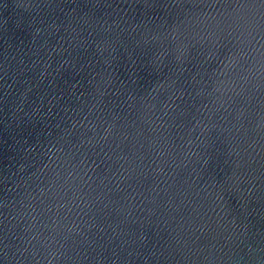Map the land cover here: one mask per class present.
<instances>
[{
	"label": "water",
	"instance_id": "obj_1",
	"mask_svg": "<svg viewBox=\"0 0 264 264\" xmlns=\"http://www.w3.org/2000/svg\"><path fill=\"white\" fill-rule=\"evenodd\" d=\"M0 264H264V0H0Z\"/></svg>",
	"mask_w": 264,
	"mask_h": 264
}]
</instances>
